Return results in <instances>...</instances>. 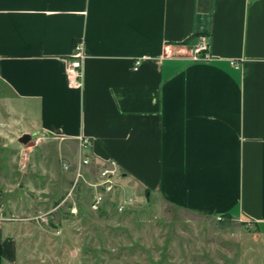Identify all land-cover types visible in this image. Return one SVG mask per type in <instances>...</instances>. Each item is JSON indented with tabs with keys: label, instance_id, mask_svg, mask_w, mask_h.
Here are the masks:
<instances>
[{
	"label": "crops",
	"instance_id": "obj_1",
	"mask_svg": "<svg viewBox=\"0 0 264 264\" xmlns=\"http://www.w3.org/2000/svg\"><path fill=\"white\" fill-rule=\"evenodd\" d=\"M0 81L30 134L63 153L88 138L138 198L264 225V0H0ZM17 252L0 224V264Z\"/></svg>",
	"mask_w": 264,
	"mask_h": 264
},
{
	"label": "rangeland",
	"instance_id": "obj_2",
	"mask_svg": "<svg viewBox=\"0 0 264 264\" xmlns=\"http://www.w3.org/2000/svg\"><path fill=\"white\" fill-rule=\"evenodd\" d=\"M19 110L0 81V224L18 236L13 264H264V225L138 198L119 172L92 210L102 190L92 184L107 164L89 156L76 177L83 153L30 134ZM24 133L30 140L22 143Z\"/></svg>",
	"mask_w": 264,
	"mask_h": 264
},
{
	"label": "built area",
	"instance_id": "obj_3",
	"mask_svg": "<svg viewBox=\"0 0 264 264\" xmlns=\"http://www.w3.org/2000/svg\"><path fill=\"white\" fill-rule=\"evenodd\" d=\"M84 58V53L82 50V44L80 40H76L73 45V50L67 60L66 74H67V84L71 88H79L82 84V62ZM190 58L195 62H206L212 59V55L209 50V37L207 34H200L197 36V42L193 45L191 50ZM139 61L135 62L136 69ZM235 67H239V64L233 61ZM82 158L78 164L76 177L80 176L79 168L80 165H85L89 163V156L83 152L87 147L89 140L86 137H79ZM118 175V170L113 161L109 162L107 166H104L99 173L100 181L95 182L92 186L96 189L101 187V191H95L93 199L91 201L90 207L92 210H97L101 207L105 200V194L110 193L114 186L116 185L115 177ZM75 185V182L73 186ZM122 209V206L118 207ZM220 219V216H217Z\"/></svg>",
	"mask_w": 264,
	"mask_h": 264
},
{
	"label": "water",
	"instance_id": "obj_4",
	"mask_svg": "<svg viewBox=\"0 0 264 264\" xmlns=\"http://www.w3.org/2000/svg\"><path fill=\"white\" fill-rule=\"evenodd\" d=\"M30 140V135L27 134V133H24L22 134L20 137H19V141L22 142V143H25L27 141Z\"/></svg>",
	"mask_w": 264,
	"mask_h": 264
},
{
	"label": "trees",
	"instance_id": "obj_5",
	"mask_svg": "<svg viewBox=\"0 0 264 264\" xmlns=\"http://www.w3.org/2000/svg\"><path fill=\"white\" fill-rule=\"evenodd\" d=\"M206 33V32H205ZM200 34H204L203 32H199V33H197V34H195V36H198V35H200ZM228 219V218H227Z\"/></svg>",
	"mask_w": 264,
	"mask_h": 264
}]
</instances>
